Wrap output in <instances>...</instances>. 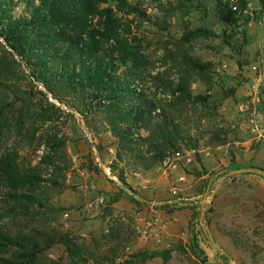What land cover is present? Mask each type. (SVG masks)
Segmentation results:
<instances>
[{
    "label": "rangeland",
    "instance_id": "374dc122",
    "mask_svg": "<svg viewBox=\"0 0 264 264\" xmlns=\"http://www.w3.org/2000/svg\"><path fill=\"white\" fill-rule=\"evenodd\" d=\"M222 1L233 7V12L238 18L237 35H233L227 29L223 19L219 16L217 0L133 1L134 7L147 12L151 18L149 23L137 22L133 25L134 33L140 37L145 52L151 59L148 72L150 69L152 74H155L154 70L159 71L161 79L159 83L165 88H176L179 84L178 79L182 78L183 85L190 87L193 97L210 98L207 99L209 109L204 110V107L197 101L190 102L187 107H175L171 103L172 98L168 97L171 90L160 89L157 92L158 87L161 86L154 87L155 90H153L156 94L155 100L160 104V110L164 109L174 115V124L178 123L177 127L181 130L182 136L185 138L186 133H189L193 137L192 146V143L188 142L180 147L191 156H195L197 148L198 150L208 149L211 146L208 145L211 137L215 132L219 134L222 129L230 133L231 136L228 135L227 139L229 138L228 143H232L234 136L239 134L234 128L239 122L247 132L256 136H259L261 132L264 136V0ZM245 3L248 4L247 9H243ZM23 9L20 12H23ZM132 18L134 19V15ZM164 21L170 22V31L167 33L161 24ZM240 44L245 45L240 58L242 71H239L237 66L238 52L236 50ZM189 61L200 62L210 67L206 82L191 72ZM25 72L18 57L13 55L0 40V81L6 84V89L0 88V168L7 166V163L11 164L12 159L16 157L18 159L16 162L23 164L24 169L27 167L32 175L43 180L41 184L30 183L19 187L18 190L29 193L41 201L52 200L63 210L57 212L54 223H49L46 218H43L45 216L43 211L35 212V214L42 213L41 218L37 219L39 220L38 229L45 231L43 228L48 226L46 232L48 236H51L52 232L48 228L52 226L58 234H62L65 238L63 243L54 245L43 254L36 264H93L92 259L102 264H112L111 252L115 254L117 264L127 262L170 264L171 256L165 254L172 252L170 250L156 252L154 256L151 253L144 255L150 251L133 253L132 248L137 244L140 235L134 224L135 218L125 217L123 213L111 215L107 211L112 204L106 195L114 188L113 185L108 187L109 177H113L111 174L113 171L109 168L113 163L116 171L125 170L127 164L116 161L114 163V158L117 155V148H130L132 145L128 147L124 141H117L115 128H110L97 137L95 132L91 133L81 113L73 110L66 103L61 104L51 98L46 100L42 95L28 97V94H31L33 90L36 91L37 88L30 85ZM154 82L156 83L155 78L149 77V83L145 84V88L151 90L152 86H155ZM17 92H21L23 98L29 99L26 104L10 107L9 104L16 101ZM146 95L148 96L149 93ZM237 105L240 106L236 109ZM176 108H183L184 111L190 110V112L188 116H181V120L177 121L174 114ZM240 109L242 117H239L238 110ZM21 115L31 117L33 122L18 121ZM235 116H238V119L236 118L234 123ZM251 117L253 121L251 120L250 123ZM246 119L248 122H245ZM257 121L261 122H259L260 132L254 131L259 127ZM23 122H25L24 129L20 134L19 124ZM200 125L201 128H199ZM100 126H103V123L97 121L96 128ZM195 126L199 127L194 128ZM137 135L143 136L144 140L147 138V140H152L150 135L145 134L141 129ZM93 136L96 137L95 142L102 147L103 152L101 155L100 151L94 148V156L89 158L90 150L85 140L93 141ZM52 137L56 145L60 142L58 149L53 151L48 148L47 144ZM153 141L157 142V145L161 144L155 136ZM141 142L139 140L132 148L136 151L143 150L139 147ZM212 146L218 149V145ZM134 157H138V153H134ZM127 163L130 165V170L126 169V173H130L134 178L136 173L142 175L149 172L143 166L131 167V163L129 161ZM192 163L185 166L182 164V167L187 171L191 170L194 174L201 172L194 169ZM56 165H61L63 168L56 172L54 169ZM161 165L153 170L160 169ZM89 168L96 169L91 171ZM247 169L260 170L254 167ZM161 171L165 174L163 169ZM169 173L165 176H169ZM88 178L92 180L88 181ZM48 180L60 182V187L64 186L61 193L57 194L58 190L54 193L46 183ZM116 180L121 182L119 178ZM9 189L2 179L0 206H3L6 200L5 194L9 192ZM205 191L206 189L202 197ZM185 202L182 200V203ZM83 204L102 206V210L99 208L100 212L95 209L94 212L84 213L80 210ZM104 206L107 207L104 209ZM164 206L171 205L165 204ZM104 236L108 237L103 242ZM194 236L197 237L198 234ZM67 237L69 238L66 239ZM203 237L208 244L209 235L206 234ZM118 244L121 246L119 247ZM187 249H184L187 264L208 262V256L201 244L193 243ZM16 253L12 251L5 257L16 260L14 258ZM99 253H105L102 255L103 258L99 256ZM228 262L230 263H226L262 264L264 260L258 261L256 258L251 260L249 254H244L242 259H229Z\"/></svg>",
    "mask_w": 264,
    "mask_h": 264
},
{
    "label": "trees",
    "instance_id": "16d2710c",
    "mask_svg": "<svg viewBox=\"0 0 264 264\" xmlns=\"http://www.w3.org/2000/svg\"><path fill=\"white\" fill-rule=\"evenodd\" d=\"M133 1L0 0V40L18 57L21 66L27 72L25 74L30 85L37 88L28 94V97L42 95L46 100L51 98L58 103H66L81 113L91 133L95 132L97 137L100 133L115 128L117 141H124L128 147L132 145L130 148H117V155L114 158V163L115 161L126 163L127 168L119 172L115 170L113 163L110 167L113 174L123 183L126 169L130 170L128 161L131 167L140 165L151 171L162 164L168 154L184 151L180 147L188 142L192 143L191 146L194 144L189 133H186L185 138L182 136L181 130L177 127L178 123L174 124V115L164 109L160 110V104L155 100L156 94L153 92L157 86L163 87H158L157 92L160 89L171 90L173 101L171 103L175 107H187L190 102L197 101L205 110L209 107L207 99H210L193 97L190 87L183 85L182 78H177L179 84L176 88H165L159 83L161 82L159 71L154 70L155 74H152L150 69L148 72L151 59L145 52L140 37L134 33L133 25L137 22L149 23L151 18L147 12L134 7ZM217 2L219 16L227 29L233 35H237L238 18L233 12V7L222 0ZM247 7L248 4L245 3L243 9ZM22 8L23 12H20ZM161 24L166 33L170 31V22L164 21ZM238 47L237 66L239 71H242L240 58L245 45L240 44ZM189 65L192 68L191 72L206 82L210 67L195 61H189ZM149 77L155 78L159 84L154 82L155 86H152L151 90L145 88V84L149 83ZM5 85L0 81V88L6 89ZM16 94V101L9 104L10 107L26 104L29 99L23 98L21 92ZM189 112L190 110L176 108L174 114L178 121L181 120V116H188ZM19 120L33 122L31 117L26 115L19 116ZM97 121H101L103 126L96 128ZM24 123L19 124L20 134L24 129ZM140 129L149 134L152 140H147L148 138L144 140L143 136L137 135ZM219 134L215 132L211 137L209 148H214L212 145L219 147L228 143L227 136L230 133L222 129ZM136 135L142 141L139 147L143 150L136 151L132 148L139 141ZM154 136L161 141L160 145L153 141ZM93 139L85 140L90 150L89 158L94 156V148L100 151L101 155L103 152L102 147L95 142L96 137L93 136ZM47 144L51 151L58 149L53 137ZM196 150L200 151L198 148ZM134 153H138V157L135 158ZM230 154L231 162L234 163L232 148ZM194 159H200L198 153ZM16 161L18 159L15 157L11 164L7 163V166L0 168V183L3 179L10 188L5 194L3 206H0V264H36L43 254L54 245L63 243L65 238L52 226L48 228L52 232L51 236L46 232L48 226L43 228L45 231L38 229L37 219L41 218L42 213L35 212L43 211L45 214L43 218L49 223H54L57 212L63 210L52 200L45 199L44 202L18 190L21 186L37 184L43 180L32 175L27 167L24 169L23 164ZM62 168L61 165H56L54 169L59 172ZM89 169L92 171L96 168ZM259 169L264 171V168ZM229 172L230 170H227L225 175ZM46 183L54 193L58 190L57 194L61 193L64 187L63 185L60 187V182L56 180H48ZM107 237L104 236L102 241H106ZM12 251L17 252L14 255L16 260L5 257ZM150 253L153 256L156 254L147 252L144 255ZM102 255L105 253H99L103 258ZM110 257L111 263L117 264L115 254L111 252ZM219 258L224 261L223 256L219 255ZM92 262L102 264L95 259H92Z\"/></svg>",
    "mask_w": 264,
    "mask_h": 264
},
{
    "label": "crops",
    "instance_id": "0c3cea01",
    "mask_svg": "<svg viewBox=\"0 0 264 264\" xmlns=\"http://www.w3.org/2000/svg\"><path fill=\"white\" fill-rule=\"evenodd\" d=\"M238 111L242 117V110ZM236 118L238 116L234 117V123ZM260 123L255 132H260ZM234 128L239 134L232 143L218 149L200 150L198 160L192 156L193 168L201 171L197 174L181 165L169 173V179L165 176L168 173L163 174L160 167L139 178L126 173L123 183L111 173L113 177H109L108 187L113 185L114 188L106 195L112 204L107 211L111 215L123 213L125 217L135 218L140 235L133 253L170 250L172 252L165 253L171 256L170 264H187L184 249L198 243L208 256L206 264H222L219 255L223 256L224 264L230 263L229 259H242L244 254H249L251 260H264V176L238 172L251 167L264 168V136L261 132L259 136L250 132L251 135L240 122ZM227 170L230 172L225 175ZM165 204L171 206L163 207ZM82 207L80 210L84 213L102 210V206L83 204ZM202 211H205L203 221ZM206 234L212 236L216 246L210 238L208 244L205 242L203 235Z\"/></svg>",
    "mask_w": 264,
    "mask_h": 264
},
{
    "label": "built area",
    "instance_id": "2783aa9c",
    "mask_svg": "<svg viewBox=\"0 0 264 264\" xmlns=\"http://www.w3.org/2000/svg\"><path fill=\"white\" fill-rule=\"evenodd\" d=\"M169 98H172V95H168ZM253 121V120H252ZM193 162L192 156L186 151H174L164 159L162 162L161 168L169 173L172 170H176L181 167L182 164H191ZM136 177H140L141 173H136ZM149 224V223H148ZM264 264V263H262Z\"/></svg>",
    "mask_w": 264,
    "mask_h": 264
},
{
    "label": "water",
    "instance_id": "95a60500",
    "mask_svg": "<svg viewBox=\"0 0 264 264\" xmlns=\"http://www.w3.org/2000/svg\"><path fill=\"white\" fill-rule=\"evenodd\" d=\"M238 172H240V173H255V174H260V175L264 176V171L263 170L245 169V170H240ZM204 217H205V211H202V214H201L202 221H203ZM209 238H210L211 242L215 245V242H214L212 236L209 237ZM217 248H218V250H221L219 247H217ZM219 261H220V263L224 264L221 259H219Z\"/></svg>",
    "mask_w": 264,
    "mask_h": 264
}]
</instances>
